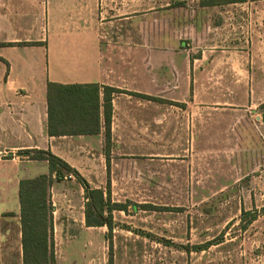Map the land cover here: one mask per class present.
<instances>
[{"label":"crops","instance_id":"0c3cea01","mask_svg":"<svg viewBox=\"0 0 264 264\" xmlns=\"http://www.w3.org/2000/svg\"><path fill=\"white\" fill-rule=\"evenodd\" d=\"M161 1L152 0V7L145 12L144 0H0V206L11 192L18 198L20 179L48 173L46 160L29 159L23 150H50L85 179L89 170L106 168L103 86L118 90L111 94L109 157L110 152L143 155L144 132H159L161 102L183 104L184 132H200L201 136L237 132L249 147L255 145L256 132L263 137L264 48L252 49L250 64L244 66L239 60L216 63L217 57L208 64L205 51L198 50L196 44L190 45L182 70L183 98L161 95L160 26L162 21L173 20L170 17L161 20L160 12L172 10L171 2L174 5L175 0ZM189 1L185 5L188 16L183 18L188 27L187 37L191 41L201 40L205 26L214 22L209 12L222 10L224 3ZM232 4L237 3L227 5ZM258 4L264 9V2ZM145 26H151L150 33ZM145 33L156 42L146 55L150 63L146 66ZM241 72H246V78H240ZM48 82L98 84L99 133L48 135ZM174 85L173 80L170 88ZM241 89L246 93L243 102ZM168 121L175 128L171 116ZM129 144L134 145L129 149L132 152L127 149ZM123 146L125 150L121 149ZM249 157L255 160L254 154ZM258 178L257 183L254 177L253 188L256 189L257 183L260 191L249 192L237 210L238 214L250 216L247 226H243L252 232L250 241L242 247L233 239L220 240L208 247L202 242H186L184 245L189 246L180 254L189 256V264H212L209 261L213 257L208 252L211 246L221 250L217 254L222 259L219 264H264V169ZM59 184L54 182L50 188L55 246L64 242L62 234H57L58 230L60 233L67 230L64 216L76 212L71 194L54 193ZM81 217L83 221V211ZM70 238L64 246L76 236ZM167 255V264H176V251H168ZM192 255L197 256L196 260H192ZM0 264H22L19 200L15 208L0 207Z\"/></svg>","mask_w":264,"mask_h":264},{"label":"rangeland","instance_id":"374dc122","mask_svg":"<svg viewBox=\"0 0 264 264\" xmlns=\"http://www.w3.org/2000/svg\"><path fill=\"white\" fill-rule=\"evenodd\" d=\"M179 2L183 5H176ZM188 2L175 0L174 5L171 2L172 10L160 12L161 20L168 17L173 20L167 21L169 25L162 21L160 26L161 95L172 94L180 99L183 64L190 45L196 44L198 50L205 51L208 64L217 57L216 63L239 60L244 66L250 64L252 49L264 48V9L258 4L264 0L224 3L222 10L209 12L214 22L205 26L202 39L197 41L188 39V27L183 23L188 16L185 8ZM143 6L146 12L152 7V0H144ZM145 27L150 33L151 26ZM155 43L145 33V66L150 64L146 55ZM245 75L246 72H241L240 78H246ZM173 80L175 87L170 88ZM224 92L227 94L226 88ZM240 96L243 102L246 93L242 89ZM169 116L174 119L175 128L168 121ZM182 116L183 104L161 102L159 132H144L143 155L110 152L106 168L89 170L86 179L92 187L104 188L109 180L112 201L127 204L126 211H112L115 225L111 230L106 226H86L81 221L86 201L83 188L72 174L59 181L54 193L71 194L76 212L64 216L66 231L60 233L57 229L64 242L54 245L55 264L57 261L58 264H167L168 251H176V264H189V256L180 254L189 246L184 245L186 242H202L208 247L220 240L233 239L242 247L250 241L252 232L243 228L250 216L238 214L237 210L249 192L260 191L257 183L264 169V132L263 137L256 132L255 145L249 147L237 132H211L209 136L184 132ZM126 146L128 151L134 148L133 144ZM251 154L255 155L254 161L250 160ZM15 194L11 192L0 207L15 208L18 201ZM59 223L57 220L56 228ZM74 235L76 238L64 246L66 239ZM208 252L213 257L209 262L222 263L217 255L221 252L219 247L211 246ZM196 257L192 255V260Z\"/></svg>","mask_w":264,"mask_h":264},{"label":"trees","instance_id":"16d2710c","mask_svg":"<svg viewBox=\"0 0 264 264\" xmlns=\"http://www.w3.org/2000/svg\"><path fill=\"white\" fill-rule=\"evenodd\" d=\"M244 0H203L213 5ZM183 5V3H178ZM104 152L109 163L111 94L116 88L103 86ZM100 86L90 84H61L48 82L46 132L50 136L93 135L99 133ZM148 97L147 95H142ZM162 101V99L154 98ZM29 159L46 160L48 173L23 178L18 183L19 214L21 224L22 264H55L52 204L50 188L72 174L84 190V222L86 226L114 227L113 210L126 211L127 204L114 202L111 198L110 182L104 188L92 187L90 183L66 161L50 150H23ZM135 209V206H133ZM202 246H195L200 249Z\"/></svg>","mask_w":264,"mask_h":264},{"label":"built area","instance_id":"2783aa9c","mask_svg":"<svg viewBox=\"0 0 264 264\" xmlns=\"http://www.w3.org/2000/svg\"><path fill=\"white\" fill-rule=\"evenodd\" d=\"M70 176V175H69Z\"/></svg>","mask_w":264,"mask_h":264}]
</instances>
